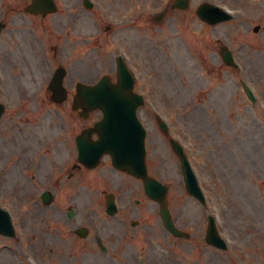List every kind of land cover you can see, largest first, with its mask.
Segmentation results:
<instances>
[{"label":"rangeland","instance_id":"rangeland-1","mask_svg":"<svg viewBox=\"0 0 264 264\" xmlns=\"http://www.w3.org/2000/svg\"><path fill=\"white\" fill-rule=\"evenodd\" d=\"M109 1L124 2L119 10L131 4L151 21L150 28L124 32L120 38L128 48L137 88L149 99L146 107L159 109L174 132L194 143L195 172L206 205L183 188L177 158L153 132L155 115L139 111L152 131L151 172L168 184L171 214L191 233L190 241L176 239L172 248L159 251L165 232L158 204L145 197L136 180L107 164L61 181L64 186L52 205L28 208V202L39 199V191L52 185L49 164L65 154L57 140L66 126L63 107L68 103L56 108L43 91L38 93L52 70L45 44L58 33L52 27L57 23L43 34L32 32L31 20L15 17L0 37V102L5 107L0 118V206L10 212L16 237L0 235V264H142L143 256L144 264H264V0H189L184 12L157 22L154 16L168 11L171 0H103L105 6ZM204 1L234 8L233 19L212 28L201 25L194 11ZM88 29L93 27L81 28ZM221 45L232 50L238 68L222 62ZM88 51L94 54L91 44ZM69 52L61 47L56 54L69 66L68 85L73 79L84 81V60ZM241 80L253 90L255 103L245 97ZM39 146L46 151L43 172L31 167ZM54 165L57 170L61 164ZM107 192L115 195L118 211L113 216L104 212ZM69 205L74 208L71 219L66 217ZM208 214L217 217L227 251L204 243ZM132 220L137 226L130 225ZM80 225L90 235L74 234Z\"/></svg>","mask_w":264,"mask_h":264},{"label":"water","instance_id":"water-1","mask_svg":"<svg viewBox=\"0 0 264 264\" xmlns=\"http://www.w3.org/2000/svg\"><path fill=\"white\" fill-rule=\"evenodd\" d=\"M187 0L183 1L182 7H186ZM208 8L202 5L197 12L204 15ZM256 29V28H255ZM132 82L125 68H120L119 84L112 87L107 81L100 82L95 89L108 93L100 97H88L91 101L90 106H99L103 109L106 119L99 124L100 139L95 144H88L89 148H95L96 155L102 152H110L113 157L115 166L125 168L136 176L144 178L145 190L149 195L156 199L162 198L158 196L157 190L160 184L150 177L146 176L144 165V129L135 117V110L140 104V97L130 93ZM250 94V92H249ZM2 107L0 105V113ZM84 145V142H81ZM79 154H84L83 149L79 145ZM194 187H196L193 178ZM110 207L113 208L112 205ZM166 210V207L163 206ZM114 209H108L112 213ZM165 219L169 220L167 212ZM171 227L170 223H166ZM0 233L13 235V228L10 223L9 215L6 211L0 209ZM214 237V235H212Z\"/></svg>","mask_w":264,"mask_h":264},{"label":"flooded vegetation","instance_id":"flooded-vegetation-1","mask_svg":"<svg viewBox=\"0 0 264 264\" xmlns=\"http://www.w3.org/2000/svg\"><path fill=\"white\" fill-rule=\"evenodd\" d=\"M31 0H11L9 2V6L10 7H18L21 8L22 7V13L23 14H27L30 15L32 17H36L39 19H45L49 16H51V14H46V15H42V14H30L28 12L25 11V8L28 4H30ZM56 7H57V12L56 13H60L59 16H63L64 14L63 11L59 8V6L64 7V8H79L78 10H70V13H66V16H70V22L69 24L74 27V29L76 28V30H80L81 29V25L79 27H76L78 25V23H81L82 20V13L79 12L80 9L83 8L82 5V0H54ZM96 2L98 3V15L99 17L102 16V11L104 9V2L103 0H96ZM93 5V3H92ZM114 2L109 1V3L107 4V6H113ZM94 7V5L92 6ZM85 8V7H84ZM55 13V14H56ZM53 14V15H55ZM0 15H3V11H0ZM3 23L4 21L1 20ZM96 24H97V20H96ZM5 25V23H4ZM33 29L37 27V23L34 22L32 24ZM103 31H100L99 33H101ZM94 42L99 41L100 38L98 37V35L96 36V39H93ZM98 76L99 72H97L95 70V68H92L89 64H85L84 65V77H90L93 74H95ZM69 95L71 97L74 96H78L77 93H75V90L73 92H69ZM152 112H154V109H151ZM150 111V112H151ZM69 119L70 120H74L73 125L70 127L69 130H67L63 136L58 139L57 141H61L62 142V146L63 148L65 147V145H68L70 147L71 152H73L69 155V158L67 160H65L64 162L65 165L63 166V169L61 170V172L66 170V175L68 178L73 177V176H77V175H85L87 174L89 171H95L96 169H98L102 164L106 163V162H110V157L108 155L102 156L99 163L97 164L96 167L94 168H88L85 165L79 164L78 161L76 160V154H75V139L77 135H80L82 133L85 132L86 135V139L87 140H95L97 138V134L96 132L93 130L94 129V125L96 124V122L101 118L102 113L100 110L98 109H88V110H81L80 108H78L77 110L73 111V112H69L68 113ZM75 135V136H74ZM73 136V138H71ZM59 143V142H58ZM57 148V147H56ZM55 148V149H56ZM58 155V154H57ZM45 155H37V159L38 161L36 162L35 168L37 170H39V172H43L45 170V165H42V158H44ZM67 156V154H64L61 156L65 157ZM57 161V160H55ZM50 167H52V164H49ZM119 173L125 174V172L120 171V170H116ZM25 172L23 171L22 174H24ZM42 174V173H40ZM33 177V176H32ZM58 181H54V185L51 187L52 190L55 191V194L58 193ZM60 194V192H59ZM55 200L54 195H52V201Z\"/></svg>","mask_w":264,"mask_h":264}]
</instances>
